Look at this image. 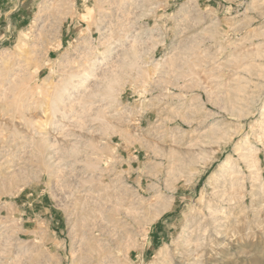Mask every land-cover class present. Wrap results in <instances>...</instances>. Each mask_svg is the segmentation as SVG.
Listing matches in <instances>:
<instances>
[{"label": "rangeland", "instance_id": "rangeland-1", "mask_svg": "<svg viewBox=\"0 0 264 264\" xmlns=\"http://www.w3.org/2000/svg\"><path fill=\"white\" fill-rule=\"evenodd\" d=\"M22 3L0 19V264H264V0Z\"/></svg>", "mask_w": 264, "mask_h": 264}, {"label": "bare ground", "instance_id": "bare-ground-1", "mask_svg": "<svg viewBox=\"0 0 264 264\" xmlns=\"http://www.w3.org/2000/svg\"><path fill=\"white\" fill-rule=\"evenodd\" d=\"M117 1V0H116ZM131 7V6H130ZM105 28V27H104ZM198 42V41H197ZM189 49H190V47H189ZM193 49V48H192ZM196 49V48H195ZM194 49V50H195ZM199 49V48H198ZM196 51V50H195ZM189 52V51H188ZM187 52V53H188ZM195 53V52H194ZM182 54V53H181ZM185 55H187V54H185ZM189 55V54H188ZM192 56V55H191ZM197 56V55H196ZM181 58V57H180ZM185 58V57H184ZM182 60V59H181ZM186 60H187V58H186ZM81 66V65H80ZM91 66V65H90ZM42 71L43 70H41L40 72H39V75L41 76V73H42ZM76 71V70H75ZM67 73V72H66ZM70 73V72H69ZM68 73V74H69ZM73 73V72H72ZM71 73V74H72ZM79 73V72H78ZM70 74V75H71ZM77 75V74H76ZM64 76V75H63ZM67 76V75H66ZM9 78V77H8ZM73 78H74V76H73ZM6 79V78H5ZM49 79V78H48ZM62 79V78H61ZM52 81V80H51ZM64 82V81H63ZM69 83V82H68ZM1 85V84H0ZM5 85V84H4ZM10 86V85H9ZM3 87V86H2ZM7 88H8V86H7ZM4 89H6V88H4ZM67 89V88H66ZM10 90V89H9ZM6 91V90H5ZM4 91V92H5ZM10 92V91H9ZM3 94V93H2ZM73 102V101H72ZM231 138V137H230ZM231 140L232 139H228V138H226V141H225V143H224V145L225 144H228L229 142H231ZM224 142V141H223ZM228 161H230L229 159H227V161L226 162H224L223 164H221L220 165V174H219V176H217L216 177V175H215V177H216V179H221L222 178V180H223V189H224V192L226 193V188H227V183H230L231 181H232V179H230V175L232 174V172H235L234 171V168H236V166H228ZM237 169V168H236ZM214 175V174H213ZM233 175H234V173H233ZM233 175H232V177H233ZM235 179V178H234ZM232 184V183H231ZM229 185V184H228ZM235 185V184H234ZM230 190V189H229ZM229 190H227V191H229ZM223 193V192H222ZM224 193V194H225ZM224 194H223V198H224ZM227 194H228V192H227ZM217 196V195H216ZM223 200V199H222ZM219 201V197L218 198H214L213 200H210L205 206H204V209H206L207 211H208V213H207V211H205L206 212V217H209L208 215H210V218L212 217V216H214V214H215V212L217 211V213H219L218 211H219V209H224L225 210V208H227V207H224V206H222V205H220V202H218ZM225 201V200H224ZM219 203V204H218ZM228 210V209H227ZM204 212V213H205ZM222 213H223V211H222ZM215 217V216H214ZM217 217V216H216ZM215 217V218H216ZM207 219V218H206ZM209 219V218H208ZM203 220V219H202ZM204 220H205V218H204ZM220 220V219H219ZM225 220V219H224ZM213 221V220H212ZM215 221H216V219H215ZM209 223V222H208ZM215 223V222H214ZM218 223L219 222H217V224L216 225H218ZM198 225H199V223H198ZM194 226V224H192L191 226H188L189 228H191V227H193ZM205 226H207V224L205 225ZM214 226V225H213ZM220 226V225H219ZM209 227V226H208ZM193 228H195V226L193 227ZM197 228V227H196ZM195 228V229H196ZM200 228V227H199ZM205 228H207V227H205ZM215 228H216V226H215ZM219 228V227H218ZM208 229V228H207ZM210 229H212V228H210ZM194 230V229H193ZM199 231V230H198ZM204 231H205V229H204ZM194 232V231H193ZM217 232V231H216ZM199 233V232H198ZM211 234H213V232L211 233ZM218 234V233H217ZM220 235V234H219ZM192 236H194V233H191V234H188L187 235V238H190V237H192ZM203 236H204V234H203ZM197 237V236H196ZM219 237V236H218ZM209 238V237H208ZM197 239V238H196ZM191 240H193L192 238H191ZM191 240L190 239H187V241L185 242V251H186V253L187 254H192L191 252L192 251H195L197 248H198V246H199V244L197 243V240L194 242H191ZM200 240V239H199ZM198 240V241H199ZM202 248V247H201ZM210 248V247H209ZM197 252V251H196ZM185 254V253H184ZM193 255V254H192ZM186 256V255H185ZM190 256V255H189ZM190 257H193V256H190ZM215 257V256H214ZM183 258H185V257H180V260H179V264H182V262H184L185 263V261H184V259ZM187 259V258H186ZM187 261V260H186ZM207 262V261H206Z\"/></svg>", "mask_w": 264, "mask_h": 264}, {"label": "crops", "instance_id": "crops-1", "mask_svg": "<svg viewBox=\"0 0 264 264\" xmlns=\"http://www.w3.org/2000/svg\"><path fill=\"white\" fill-rule=\"evenodd\" d=\"M18 0H0V19L3 16H9L6 20L8 29L7 31L11 30L13 28L14 30L20 29L21 25L25 22L24 17L29 13L28 9L29 4L26 5V3H22L20 5L16 4ZM28 3V2H27ZM2 35H7L5 33L1 34L0 40ZM10 38V35H7L3 40H8ZM2 41H0L1 44Z\"/></svg>", "mask_w": 264, "mask_h": 264}]
</instances>
